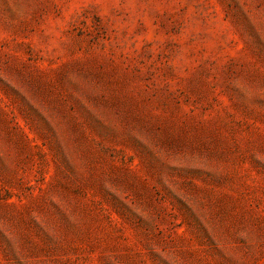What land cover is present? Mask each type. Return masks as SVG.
Segmentation results:
<instances>
[{
    "label": "rangeland",
    "instance_id": "rangeland-1",
    "mask_svg": "<svg viewBox=\"0 0 264 264\" xmlns=\"http://www.w3.org/2000/svg\"><path fill=\"white\" fill-rule=\"evenodd\" d=\"M0 264H264V0H0Z\"/></svg>",
    "mask_w": 264,
    "mask_h": 264
}]
</instances>
